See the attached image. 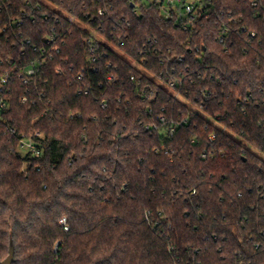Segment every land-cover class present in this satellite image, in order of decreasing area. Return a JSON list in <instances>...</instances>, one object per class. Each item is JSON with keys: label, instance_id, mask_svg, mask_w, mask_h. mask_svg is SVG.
Masks as SVG:
<instances>
[{"label": "trees", "instance_id": "1", "mask_svg": "<svg viewBox=\"0 0 264 264\" xmlns=\"http://www.w3.org/2000/svg\"><path fill=\"white\" fill-rule=\"evenodd\" d=\"M49 1L0 14V264H264V0Z\"/></svg>", "mask_w": 264, "mask_h": 264}, {"label": "built area", "instance_id": "2", "mask_svg": "<svg viewBox=\"0 0 264 264\" xmlns=\"http://www.w3.org/2000/svg\"><path fill=\"white\" fill-rule=\"evenodd\" d=\"M7 0H0V14L2 13L3 9L8 7ZM47 1L50 3L49 0H42ZM146 3L157 4L161 11L162 15L165 19L174 21L179 27L183 28L189 32H195L198 27V23L202 20L208 19L211 17L213 12V0H143ZM252 5L257 6L258 0H252ZM39 8V7H38ZM137 12V11H136ZM25 14V13H24ZM23 14V15H24ZM100 16L105 14V10L101 9L98 13ZM43 16L47 19L48 15L43 14ZM32 21H36V16L32 15ZM14 25H21L22 19H13L10 21ZM6 31V28L3 29ZM251 36H255L253 32ZM47 41L46 44L49 47L50 52L55 50L59 52V47L57 46V38L54 35L46 37ZM224 41V38L221 39V42ZM29 42V41H28ZM94 51V49H92ZM42 56L40 58H35L31 60L26 66L22 67L20 71H18V75L24 81L32 78L33 76L37 75L42 68V65L48 61L49 58L52 57L50 53H48V49L45 47L42 50ZM95 60V58L93 59ZM3 60L1 61V63ZM15 70L12 71L14 73ZM59 73H62V69L59 67L57 68ZM82 75L80 76V78ZM8 74L4 75L2 78V84L0 88V92L4 89V84L7 83ZM170 86H174V83H171ZM27 98H22V102H26ZM7 103L3 100H0V111L7 108ZM0 114V118H1ZM164 120V118H162ZM173 130V129H172ZM15 132L14 129H12ZM43 137V134L40 132H36L33 136H27L25 134L20 135L19 141V149L24 153H31L35 156L42 155V149L39 148V143L37 142V138ZM214 138V136L212 137ZM63 223H66V219L62 220ZM68 230V227H66Z\"/></svg>", "mask_w": 264, "mask_h": 264}, {"label": "water", "instance_id": "3", "mask_svg": "<svg viewBox=\"0 0 264 264\" xmlns=\"http://www.w3.org/2000/svg\"><path fill=\"white\" fill-rule=\"evenodd\" d=\"M15 258V245L13 240H11L10 248H9V255L1 264H13Z\"/></svg>", "mask_w": 264, "mask_h": 264}]
</instances>
